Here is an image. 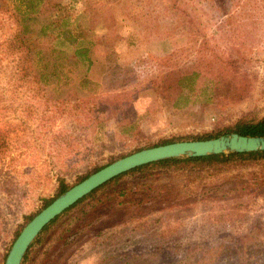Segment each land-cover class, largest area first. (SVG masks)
<instances>
[{
    "label": "rangeland",
    "instance_id": "1",
    "mask_svg": "<svg viewBox=\"0 0 264 264\" xmlns=\"http://www.w3.org/2000/svg\"><path fill=\"white\" fill-rule=\"evenodd\" d=\"M32 2L25 26L41 54L70 33L91 63L83 84L85 66L61 58L60 78L47 76L18 38L16 0H0V264L58 178L264 116L263 2ZM194 71L191 90L176 86ZM154 173L62 216L24 264H264V166Z\"/></svg>",
    "mask_w": 264,
    "mask_h": 264
},
{
    "label": "trees",
    "instance_id": "2",
    "mask_svg": "<svg viewBox=\"0 0 264 264\" xmlns=\"http://www.w3.org/2000/svg\"><path fill=\"white\" fill-rule=\"evenodd\" d=\"M250 1H253V0H250ZM254 1L259 2V3H262V2L264 3V0H254ZM17 4H18V8H17ZM33 4L34 3L32 2V0H16L15 6H14L15 12H17L16 13L17 19H15V20H16V23L20 25V31H18V33L20 35L18 38H19L20 42L22 43V45L25 47V49H28L30 51H34L33 52L34 53L33 60L29 59V61H33L34 65L38 64L42 68L51 67L50 72L46 75L49 77H52L54 79L60 78L58 76V73H60V72H59V69H57V68H59V65L57 64L58 62L56 63V60H59V58L67 60V63L70 66H72V65L77 66L80 63L81 65L85 66V69L81 73V79L79 82L82 84L85 83V81H86L85 75H86L88 67L91 63L90 58H89L88 48H86L84 46H80L79 43L77 42L76 38L71 36L69 33V34L64 35L63 36L64 38L60 39V40L65 41V43L67 44V47L64 50H59V49L56 50L55 48L49 47L46 50L47 53L41 54V51H42L41 48H40V50L37 48L38 47V45H36L37 42L32 40L31 35H28L29 32H28L27 27L25 26L26 20L29 19L27 11L31 9ZM37 4H38V1H37ZM21 6H22L23 10H21V8H20ZM43 29H44V27L40 28L39 31L37 32V34H39V33L42 34L44 32ZM54 35L56 37L55 40L58 39L57 38L58 34H54ZM23 42H24V44H23ZM47 55H52L51 56L52 57L51 62H47L49 59V57L46 58ZM226 64H227L228 68L229 67L231 68V64L229 61L226 62ZM28 65H30V62ZM223 67H225V66H223ZM210 69L212 70L213 68H210ZM225 69H227V67ZM216 71H218V70L216 69ZM61 75L64 77L65 74L61 73ZM218 75H220V74H218ZM185 76L181 75V76L177 77L175 79L174 83H176V86L178 88H183L182 86H183L184 82L187 81L188 83L185 84L184 87L191 90L193 85L197 82L199 75L197 74V71H194L193 73L188 75L189 76L188 78H184ZM200 76H201V74H200ZM214 76L216 77L217 73ZM44 77H46L44 73L39 74V78L43 79V81L45 80ZM230 133H235L237 135L247 136V137H264V116H262L260 118H256V119H250V120L238 119L236 122H234L229 127L222 128V129L218 128V129L214 130L212 133H209V134H206V135H203L200 137L172 138V139L161 141V142L154 144L152 146H149L147 148L160 146V145H164V144H169V143L181 142V141H201V140L213 139V138H216L218 136L227 135ZM141 149H143V148H141ZM141 149H136L133 152L139 151ZM121 157H124V156L111 158L107 163H105L99 167H96L93 170L87 172L82 177H79L75 181V183L72 185H66L64 183L63 179L58 178V180H57L58 183H57L55 195L52 198L45 200L36 213H38L41 209L46 207L55 197H57L59 194L63 193L67 189H69L71 186L77 184L78 182L83 180L88 175L94 173L95 171L103 168L104 166L110 164L111 162H113L116 159H119ZM252 166H264V152L228 153V154H219V155H212V156H205V157H194V158H185V157L172 158V159H167V160H163V161H158V162H153V163H149L146 165H142V166H139V167L134 168L132 170H129L127 172H124V173L112 178L111 180L105 182L101 186L97 187L96 189L91 191L89 194L82 197L77 202H75L73 205H71L70 207L65 209L62 213H60L58 216L53 218L50 222H48L40 230V232L37 234V236L30 243V245L27 247V250L25 251V253L22 257L20 264L25 263V261L27 260V256L29 255L31 249L34 248V246L36 244L41 242V240H42L41 237L43 236V234L52 225L57 223V221L62 216L66 215L71 210L77 208L79 205L89 203V201H91V202L94 201V203L99 202V199L94 198V196L97 194V192L101 191V193H102V192L110 189L111 187L116 185L117 182L122 180L124 177H128L130 175H135V174H141V173H146V174L151 176L150 173H154V172H156V174L154 173L155 176H157L160 172H163V173L190 172V174H193V175H195L194 173H196V172H203V171L204 172H206V171H217L218 173H220V172H228L229 170L241 169V168L252 167ZM89 204H91V203H89ZM89 204H87V205H89ZM35 214L27 217L25 219L24 223L21 224L17 228V230L14 233V239L17 236V234L19 233L20 229L24 226V224L26 222H28Z\"/></svg>",
    "mask_w": 264,
    "mask_h": 264
},
{
    "label": "water",
    "instance_id": "3",
    "mask_svg": "<svg viewBox=\"0 0 264 264\" xmlns=\"http://www.w3.org/2000/svg\"><path fill=\"white\" fill-rule=\"evenodd\" d=\"M250 152H264V137H247L230 133L213 139L182 141L144 148L121 157L59 194L26 222L11 243L3 264H20L27 247L48 222L97 187L124 172L172 158Z\"/></svg>",
    "mask_w": 264,
    "mask_h": 264
}]
</instances>
